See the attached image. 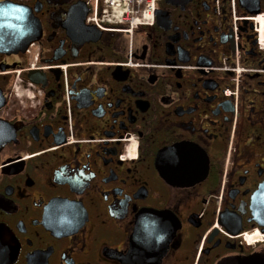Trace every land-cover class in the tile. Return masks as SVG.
<instances>
[{"label":"flooded vegetation","instance_id":"af4514ba","mask_svg":"<svg viewBox=\"0 0 264 264\" xmlns=\"http://www.w3.org/2000/svg\"><path fill=\"white\" fill-rule=\"evenodd\" d=\"M92 1L0 0V264H264V0Z\"/></svg>","mask_w":264,"mask_h":264},{"label":"built area","instance_id":"2783aa9c","mask_svg":"<svg viewBox=\"0 0 264 264\" xmlns=\"http://www.w3.org/2000/svg\"><path fill=\"white\" fill-rule=\"evenodd\" d=\"M159 2L161 0H93L87 21L99 29H103L107 22L125 25L129 34H132L139 27L154 24L155 10Z\"/></svg>","mask_w":264,"mask_h":264}]
</instances>
